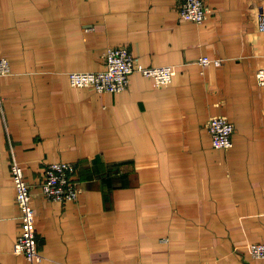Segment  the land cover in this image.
Returning <instances> with one entry per match:
<instances>
[{
  "label": "crops",
  "instance_id": "obj_1",
  "mask_svg": "<svg viewBox=\"0 0 264 264\" xmlns=\"http://www.w3.org/2000/svg\"><path fill=\"white\" fill-rule=\"evenodd\" d=\"M202 23L177 0H0V264L17 248L21 209L10 161L25 166L36 207L37 264H264V0H206ZM171 83L135 71L119 92L73 86L112 45ZM221 58L206 67L201 56ZM226 115L233 146L206 122ZM77 165L78 201L47 199L46 165Z\"/></svg>",
  "mask_w": 264,
  "mask_h": 264
},
{
  "label": "built area",
  "instance_id": "obj_2",
  "mask_svg": "<svg viewBox=\"0 0 264 264\" xmlns=\"http://www.w3.org/2000/svg\"><path fill=\"white\" fill-rule=\"evenodd\" d=\"M180 17L185 21L202 23L208 18L209 8L206 0H177ZM259 25L264 30V13L259 16ZM198 63L206 67L214 63L221 65V58L201 56ZM12 71L10 60L0 56V77ZM139 71L154 79L157 86L172 82L177 69L174 65L145 66L128 45L109 46L104 53V67L97 71H70L69 79L73 86L91 87L99 92H119L130 83V76ZM261 84H264V69L257 72ZM212 136L213 145L220 149L233 146L235 124L226 115H213L206 122ZM10 167L12 183L16 190V201L21 209V231L17 238V248L32 264L39 263L43 254L39 250L36 207L32 196V187L26 178L24 164L13 154ZM40 191L47 199L67 202L78 201L82 189L77 182V165L72 161L58 160L46 165L40 185ZM252 255L264 259V242H254L249 246Z\"/></svg>",
  "mask_w": 264,
  "mask_h": 264
}]
</instances>
